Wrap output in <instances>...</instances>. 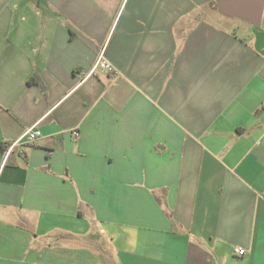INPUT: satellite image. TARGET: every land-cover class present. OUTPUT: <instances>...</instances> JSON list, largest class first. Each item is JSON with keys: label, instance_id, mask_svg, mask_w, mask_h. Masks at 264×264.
Wrapping results in <instances>:
<instances>
[{"label": "crops", "instance_id": "crops-1", "mask_svg": "<svg viewBox=\"0 0 264 264\" xmlns=\"http://www.w3.org/2000/svg\"><path fill=\"white\" fill-rule=\"evenodd\" d=\"M216 1L0 0V264H264V9Z\"/></svg>", "mask_w": 264, "mask_h": 264}, {"label": "water", "instance_id": "water-1", "mask_svg": "<svg viewBox=\"0 0 264 264\" xmlns=\"http://www.w3.org/2000/svg\"><path fill=\"white\" fill-rule=\"evenodd\" d=\"M211 7L228 18L242 20L259 28L264 0H218L213 2Z\"/></svg>", "mask_w": 264, "mask_h": 264}, {"label": "built area", "instance_id": "built-area-1", "mask_svg": "<svg viewBox=\"0 0 264 264\" xmlns=\"http://www.w3.org/2000/svg\"><path fill=\"white\" fill-rule=\"evenodd\" d=\"M97 71L106 72L110 75H117L118 72L110 64H108L102 56H100L93 65L89 75L94 74ZM77 133H74L76 135ZM41 136L40 131L37 129L36 124L28 128L16 141L5 144L6 157L16 148L23 145L33 144ZM235 254L239 257L244 256L245 250L242 248H236Z\"/></svg>", "mask_w": 264, "mask_h": 264}, {"label": "rangeland", "instance_id": "rangeland-1", "mask_svg": "<svg viewBox=\"0 0 264 264\" xmlns=\"http://www.w3.org/2000/svg\"><path fill=\"white\" fill-rule=\"evenodd\" d=\"M40 10H43V8L40 7ZM204 11H207L206 16L210 19L226 22L229 25L238 27L239 28L238 34H244V32H246V30H248L247 31L248 33L252 34L256 30L249 23L242 21V20L225 17L220 12H218V10L208 8V6H206Z\"/></svg>", "mask_w": 264, "mask_h": 264}, {"label": "trees", "instance_id": "trees-1", "mask_svg": "<svg viewBox=\"0 0 264 264\" xmlns=\"http://www.w3.org/2000/svg\"><path fill=\"white\" fill-rule=\"evenodd\" d=\"M29 85H37L40 88H43V86L41 85V83L39 82V78L35 75L33 77H31L28 81Z\"/></svg>", "mask_w": 264, "mask_h": 264}]
</instances>
